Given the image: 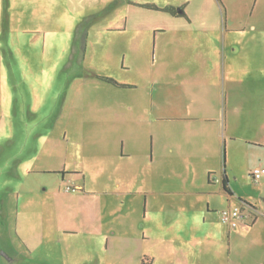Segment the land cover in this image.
I'll return each instance as SVG.
<instances>
[{"label":"crops","instance_id":"1","mask_svg":"<svg viewBox=\"0 0 264 264\" xmlns=\"http://www.w3.org/2000/svg\"><path fill=\"white\" fill-rule=\"evenodd\" d=\"M145 1L176 14L158 10L172 16L166 24L124 19L117 26L136 44L151 42L154 61L141 96L110 89L114 96L98 103L102 162L119 167L118 174L102 178L101 187L88 188L85 177L62 172L75 222L59 229L49 223L52 212L39 207L34 243L23 225L14 229L10 211L1 207L0 264H205L209 258L199 230L204 224L218 228L227 240L228 264H264V175L259 181L252 177L254 168L264 167V0ZM252 3L258 7L256 19H250L252 12L249 19H233L234 9ZM204 5L219 16L202 17ZM117 87L138 89L137 84ZM141 179L148 185L142 190ZM42 190L50 203L59 201L58 187ZM137 193L161 195L148 200L157 221L139 241L110 240L108 233L129 234L123 231L128 225L115 219L132 208ZM106 200L113 201L111 214ZM236 206L251 211L250 217L234 228L217 227L213 216ZM108 215L115 216L109 217L111 228ZM197 216L202 219L193 224ZM80 233L83 239L77 243L72 238Z\"/></svg>","mask_w":264,"mask_h":264},{"label":"rangeland","instance_id":"2","mask_svg":"<svg viewBox=\"0 0 264 264\" xmlns=\"http://www.w3.org/2000/svg\"><path fill=\"white\" fill-rule=\"evenodd\" d=\"M144 4L148 3L0 0V208L10 211L14 229L23 225L32 243L36 241L34 224L39 207L52 212L49 223L59 229L74 221L68 208L74 201L69 198L71 192L62 188V172L66 177H85L88 188L101 187L102 178L118 174L119 167L102 162V108L98 103L114 96L115 91L116 95L141 96L150 82L154 61L151 42L143 39L136 44L129 32L120 33L117 26L124 19L145 23L155 19L161 24L173 19ZM214 10L204 5L199 14L215 19L218 14ZM234 11L233 19H249L251 12L250 19L258 17V7L253 3ZM221 18L224 19L223 13ZM100 76L118 84H137L138 89L104 84ZM45 185L49 190L61 189L59 201L53 204L47 200L42 190ZM138 187L147 188L146 180H138ZM158 197L161 195L135 194L130 202L132 208L115 219L116 223L128 225L123 231L129 234L120 237L118 232L108 233L109 239H142V234L157 221L148 200ZM110 204L113 201L106 200L111 214L114 208ZM109 217L115 216L108 215L107 227L111 228ZM201 219L193 217V224ZM212 220L217 227L222 226L218 215ZM199 230L204 239L202 251L209 258L207 263L228 264L227 240L219 236L218 228L208 229L204 224ZM14 236L17 237L15 231ZM82 236L80 233L72 239L80 243ZM145 242L140 243L156 250ZM73 250L78 252L79 248ZM63 251L67 253L66 248Z\"/></svg>","mask_w":264,"mask_h":264},{"label":"built area","instance_id":"3","mask_svg":"<svg viewBox=\"0 0 264 264\" xmlns=\"http://www.w3.org/2000/svg\"><path fill=\"white\" fill-rule=\"evenodd\" d=\"M264 175V167H257L252 170V177L255 181H259ZM66 190H71L69 186H65ZM251 211L244 210L238 206L233 208H225L220 211L219 218L222 224L228 228H234L241 220L249 218Z\"/></svg>","mask_w":264,"mask_h":264},{"label":"trees","instance_id":"4","mask_svg":"<svg viewBox=\"0 0 264 264\" xmlns=\"http://www.w3.org/2000/svg\"><path fill=\"white\" fill-rule=\"evenodd\" d=\"M144 6L146 8H151V9H156V10H164V11H167L171 14H176V11L173 9V8H170V7H165V8H158L156 7L155 5L153 4H144ZM101 79L105 80V81H108L114 85H118V86H128V85H124V84H118L115 80H113L112 78H109V77H105V76H100ZM223 188L224 190L227 192V193H231L230 189L228 188V185H227V180L226 178H224L223 180Z\"/></svg>","mask_w":264,"mask_h":264}]
</instances>
